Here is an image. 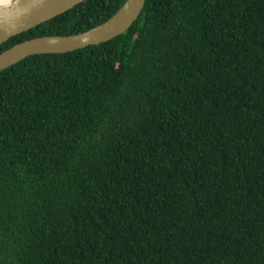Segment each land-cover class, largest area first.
<instances>
[{
	"label": "trees",
	"instance_id": "16d2710c",
	"mask_svg": "<svg viewBox=\"0 0 264 264\" xmlns=\"http://www.w3.org/2000/svg\"><path fill=\"white\" fill-rule=\"evenodd\" d=\"M0 264H264V0H147L111 40L0 71Z\"/></svg>",
	"mask_w": 264,
	"mask_h": 264
},
{
	"label": "water",
	"instance_id": "95a60500",
	"mask_svg": "<svg viewBox=\"0 0 264 264\" xmlns=\"http://www.w3.org/2000/svg\"><path fill=\"white\" fill-rule=\"evenodd\" d=\"M85 0H13L0 5V45ZM147 0H127L107 21L80 33L45 35L17 43L0 54V71L33 54L68 52L111 40L128 31L142 15Z\"/></svg>",
	"mask_w": 264,
	"mask_h": 264
},
{
	"label": "snow or ice",
	"instance_id": "6c2138e0",
	"mask_svg": "<svg viewBox=\"0 0 264 264\" xmlns=\"http://www.w3.org/2000/svg\"><path fill=\"white\" fill-rule=\"evenodd\" d=\"M13 0H0V5H8L11 4Z\"/></svg>",
	"mask_w": 264,
	"mask_h": 264
}]
</instances>
